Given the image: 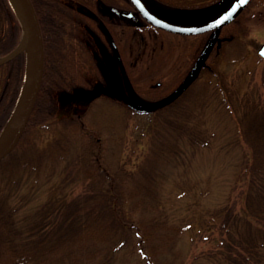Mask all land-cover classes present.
<instances>
[{
    "label": "rangeland",
    "instance_id": "374dc122",
    "mask_svg": "<svg viewBox=\"0 0 264 264\" xmlns=\"http://www.w3.org/2000/svg\"><path fill=\"white\" fill-rule=\"evenodd\" d=\"M231 1L171 8L168 13L178 21L195 22L217 14ZM141 31L148 36L147 46L136 36L124 63L111 46L97 44L103 54L93 57L102 71L85 58L79 79L85 85L83 74L94 83L98 80L96 88L105 92L96 96L93 90L89 98L78 88L63 92L57 96L61 114L81 112L94 133L88 165L99 157L106 168L120 169L130 218L153 216L161 234L174 231L173 246L157 255L158 264H225L219 241L225 236L223 211L237 216L238 225L231 227L242 228L247 202L244 166L264 156V58L257 51L264 43V0H253L222 28L221 40L197 79L165 103L160 94L180 84L212 33L159 32L154 39V29ZM140 48L145 49L143 55L136 57ZM148 109L153 111L144 112ZM79 187L80 180L70 186ZM258 189L261 194H253L252 204L264 210V185ZM39 200L33 195L28 211ZM137 240L135 236L117 251L115 264H149Z\"/></svg>",
    "mask_w": 264,
    "mask_h": 264
},
{
    "label": "trees",
    "instance_id": "16d2710c",
    "mask_svg": "<svg viewBox=\"0 0 264 264\" xmlns=\"http://www.w3.org/2000/svg\"><path fill=\"white\" fill-rule=\"evenodd\" d=\"M33 3L42 27L45 66L21 138L0 160V264H115L117 251L135 236L149 264H158L157 255L173 246L174 231L161 234L153 216L130 218L120 169L106 168L99 157L88 165L94 133L81 112L61 114L57 96L82 86L75 66L77 50H86L78 44L79 37L88 38L86 19L63 0ZM23 37V23L11 0H0V59L16 50ZM27 76V49L0 61V138L20 104ZM244 167L242 228L231 227L238 225L237 216L223 211L225 236L219 241L225 264H264V210L252 204L253 194L264 185V156ZM78 180L79 189L70 188ZM33 195L40 203L28 211Z\"/></svg>",
    "mask_w": 264,
    "mask_h": 264
},
{
    "label": "flooded vegetation",
    "instance_id": "af4514ba",
    "mask_svg": "<svg viewBox=\"0 0 264 264\" xmlns=\"http://www.w3.org/2000/svg\"><path fill=\"white\" fill-rule=\"evenodd\" d=\"M143 4L153 11L156 14L163 16L164 18L174 19V16H171L168 11L169 9H198L202 8L205 5L211 4L216 0H141ZM64 6L73 7L74 10L77 11L83 18L86 19L85 29L87 30L86 35L88 38L79 37L78 44L79 47H86L85 52L77 50V58L78 63L75 67L82 69L83 65H81V61L83 58V53H86V57L92 61L95 67L100 65L95 61V55L103 54V49L97 44L101 42L104 46H111L117 57L124 63L126 61V51L131 50L133 47L134 38L138 36L140 38V44L142 46H147V39L146 33L141 31L146 28L154 29L155 36L159 32H165L169 34H177L175 32H171L169 30L160 28L153 24L150 20H148L143 12L140 10L139 5L136 4L135 0H63ZM111 8H116L117 10H113ZM121 11L130 12L132 16H127L122 14ZM65 16L69 14L68 10H64ZM219 13V12H218ZM67 18V16H66ZM207 18V17H206ZM202 18L201 21L206 19ZM198 20V21H200ZM178 21V20H177ZM142 27V28H141ZM141 28V29H140ZM132 31L130 32V30ZM210 32V31H209ZM82 33V32H81ZM85 33V32H84ZM82 33V34H84ZM211 33V32H210ZM132 35V36H131ZM97 47H96V46ZM145 49H137L136 57H140L143 55V51ZM200 56V55H199ZM197 57V59L199 58ZM126 57V58H125ZM196 59V62H197ZM206 61V60H205ZM203 62L202 65H206V62ZM195 62V63H196ZM201 65V66H202ZM195 67L194 66L188 70L181 78L180 84L178 83L170 90L163 92L160 94L161 98H173L176 94L175 92H182L185 91L189 86L190 80L187 84H185V80L190 73V71ZM102 71V69L100 70ZM99 71V72H100ZM85 80L90 82V87H93L95 84L99 83L100 81H96L95 83L90 80V78L85 75ZM194 80V79H193ZM157 86H162L163 81H158ZM163 87V86H162Z\"/></svg>",
    "mask_w": 264,
    "mask_h": 264
},
{
    "label": "water",
    "instance_id": "95a60500",
    "mask_svg": "<svg viewBox=\"0 0 264 264\" xmlns=\"http://www.w3.org/2000/svg\"><path fill=\"white\" fill-rule=\"evenodd\" d=\"M11 1L17 11V14L19 15L20 19L23 22V25L25 28V38L26 39H25V42L22 43V45L18 49H16L12 54H10L6 59L11 57L18 51L27 48L29 41H30V37H31V30H30L29 25L26 23V21H24L23 17L20 15L15 5L14 0H11ZM20 1L22 4L23 11L32 20V27H33V33H34L33 35H34L35 71H34V74L32 73V79H31L29 88H28V82H29V77L31 73L28 72L27 84H26L25 91L22 97V101L19 105V108L22 105V102H23V106L18 116L16 125L13 129L12 135L2 146H0V159L4 157L5 155H7L10 151H12L14 147L17 145L23 133L24 126L34 107L35 100L38 96V93L41 87V82H42V77H43V72H44L45 53H44V40H43L40 20L38 18V15L36 13L32 0H20ZM249 1L250 0H234L224 11H222L221 13L217 14L216 16L212 18H209L207 20L197 22V23H182V22H176V21L164 18L163 16L156 14V12L153 11L151 8L145 6L141 0H135L136 4L139 5L140 10L143 12L145 17L148 20H150L152 23H154L155 25L160 26L162 28H165V29H168L174 32L186 33V34L187 33L188 34L198 33V32H203L209 29H215L214 37L212 38L211 42L207 46L206 50L199 57L196 63V66L188 75L185 81V84L188 83L189 80H191L197 75L202 62L210 55L211 50L213 49L214 45L216 44L219 38L220 29L225 24L232 21L236 16H238L239 13L245 8V6L247 5ZM111 9L117 10L116 8H111ZM121 13L127 16H132V13L130 12L121 11ZM258 52L264 57V43L261 44V46L258 49Z\"/></svg>",
    "mask_w": 264,
    "mask_h": 264
},
{
    "label": "bare ground",
    "instance_id": "6f19581e",
    "mask_svg": "<svg viewBox=\"0 0 264 264\" xmlns=\"http://www.w3.org/2000/svg\"><path fill=\"white\" fill-rule=\"evenodd\" d=\"M14 2H15V5H16L20 15L23 17L24 21H26V23L29 25L30 30H31V37H30V41H29V44H28V50H29L30 58H31V69L33 68L32 71H33V74H34V71H35V65H34L35 64L34 63V35H33L34 33H33V27H32V20L23 11L21 1L20 0H14ZM31 79H32V73H31V75L29 77L28 88L30 86ZM22 106H23V102H22V105L20 106V108L18 109L15 117L11 121L9 127L7 128L5 134L2 136L1 141H0V146H2L6 142V140H8V138L12 135L13 129H14L15 125H16V122H17L18 116L20 114V111L22 109Z\"/></svg>",
    "mask_w": 264,
    "mask_h": 264
}]
</instances>
